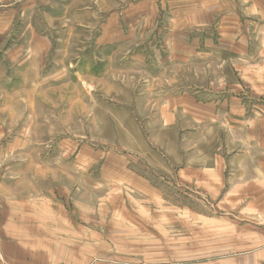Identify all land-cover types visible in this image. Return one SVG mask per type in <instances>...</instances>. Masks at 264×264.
I'll list each match as a JSON object with an SVG mask.
<instances>
[{"label": "rangeland", "instance_id": "1", "mask_svg": "<svg viewBox=\"0 0 264 264\" xmlns=\"http://www.w3.org/2000/svg\"><path fill=\"white\" fill-rule=\"evenodd\" d=\"M260 2L0 0V261L3 246L33 264L264 261V190L207 189L217 175L191 181L176 162L244 149L225 174H264V141L192 120L227 96L222 60L256 53ZM180 96L196 104L172 111L178 126L165 106Z\"/></svg>", "mask_w": 264, "mask_h": 264}, {"label": "crops", "instance_id": "2", "mask_svg": "<svg viewBox=\"0 0 264 264\" xmlns=\"http://www.w3.org/2000/svg\"><path fill=\"white\" fill-rule=\"evenodd\" d=\"M256 16L258 18L259 24H256V30H255V36L254 41L257 40V43L255 45L256 53H253L252 55L248 54H238L232 57H230L227 60L223 61V70L221 73L222 78V85L224 86L221 91H217V93L226 94L227 96H223V99H213L212 102L203 103L204 105L208 104V111L206 115L204 116H194L192 115V120L197 122H203L205 125H213L219 126L221 129V132L225 134L226 139H238L242 140L244 142H263L264 141V101H260L262 99H258L259 102L256 103H248L246 102L242 97L239 96L240 93H243L241 90L243 89L244 83L249 84L252 89H255V93L258 95H263L264 98V4L262 5L260 2V5L256 7ZM255 64H250L251 62H254ZM228 65V69H225V66ZM254 67L253 71L252 68ZM253 91V90H252ZM173 102L175 106H172L170 101H168L169 105H166L165 108H168L170 113V124H177L178 126L181 125V120H177L174 114H172V111L178 110L177 108L181 109H188L187 103H189L191 106L196 104V102H192L195 99L188 98L182 100V96L176 98L173 97ZM221 102V105H217ZM203 106V105H202ZM200 106H197L199 108ZM221 108L222 113H215L213 112L212 108ZM202 108V107H201ZM164 115V113H163ZM164 119V116L162 117ZM214 123L216 125H214ZM187 131L188 129L184 125L182 129H179V133H182L181 131ZM192 131H197L196 127H193L190 129ZM187 132H185L187 134ZM186 134L184 137L182 136L179 141H184L186 138ZM192 150V149H191ZM219 152H212L211 161L208 163H205L204 166L206 168H201L203 170H199L198 166L203 165V162H196L193 163V161L187 160V158L193 157V153H186L185 155L179 154V157L176 159L177 166H178V173L185 177L188 180L193 181V179H199L202 178L201 175H203L204 171L207 175H217V179L215 182L220 183V185H213L214 181H211L210 178H204L203 182H206V185L204 188L207 189H232V190H264V174L261 173V177L255 178L253 176L243 178L239 177L238 173H235L238 170H235L233 174H231V177L229 175H226L225 173H228L229 167L231 165L237 166V165H245L246 163H240L237 164L234 161H231L232 159H236L239 157H242L244 154L241 153L242 151H245L244 149L235 150L233 152L226 151L224 149H217ZM208 154V153H207ZM175 158V157H174ZM233 168V167H232ZM226 183L228 185H226ZM260 204L264 205V202H261ZM259 204V205H260ZM19 215V219L23 221L24 220H30L29 218H37L36 216H33V214H25L17 213ZM24 216V217H23ZM46 220H48L46 216H43ZM34 226V225H32ZM19 234H13V238L20 239L22 236L28 237L32 239V237H37V228H32L30 226L29 229H23L22 227H19ZM23 230L25 231L23 233ZM49 234L53 235V231L49 232ZM51 237V236H49ZM48 238V237H44ZM19 241V240H17ZM21 243L23 242L20 241ZM34 241H31V244L33 245ZM41 249L46 250L48 247L47 241H40ZM17 246V245H16ZM3 253H4V259L3 261H0V264H33L31 262V259L29 255H26L22 250L14 249L11 250L10 248H7L3 246ZM46 253V252H44ZM32 256L33 254L30 253ZM42 256V253L40 254ZM38 256H36L35 259H33L34 264H36V259ZM244 259H250V256L243 257ZM257 261V258H255ZM260 261V263H259ZM257 263L262 264L264 261L259 260ZM39 262H43V260L40 259L39 256ZM256 263V264H257ZM246 264V263H244ZM248 264V263H247ZM249 264H251L249 262ZM255 264V262H254Z\"/></svg>", "mask_w": 264, "mask_h": 264}]
</instances>
